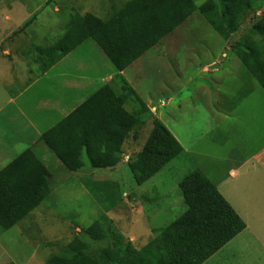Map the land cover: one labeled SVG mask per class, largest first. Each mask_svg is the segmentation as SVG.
<instances>
[{
	"label": "rangeland",
	"instance_id": "1",
	"mask_svg": "<svg viewBox=\"0 0 264 264\" xmlns=\"http://www.w3.org/2000/svg\"><path fill=\"white\" fill-rule=\"evenodd\" d=\"M207 1L194 3L199 8ZM71 17L65 12L64 0H0V70L9 60L23 64L12 70L10 79L0 73V151L14 147L10 153L0 152V172L26 150L34 134L30 125L39 131L51 125L41 121L45 111L41 115L30 112V103L43 95L62 103L69 99V89L47 80L19 98L16 106L8 103L40 75L37 48L56 44L66 34ZM262 18L264 0L235 34L223 37L196 12L174 35L150 50L144 58L152 60V67L141 65L134 77V91L155 110L141 115L122 160L135 159L142 152L158 121L186 154L141 187L128 166L119 170V177L110 179L88 177L98 171L91 167L77 177L65 169L53 170L51 193L43 204L20 225L8 231L0 228V264H45L103 217L111 220L125 244L140 251L157 237L154 230L170 226L185 214L179 184L196 170L215 184L249 226L248 232L205 264H264V165L247 162L264 147V89L238 56L248 44L264 54V37L254 30ZM8 49L24 55L4 56ZM56 72L97 79L114 72V67L89 41ZM127 78L133 82L130 70ZM103 180L115 186L112 200H106L111 196L106 192L98 199L89 188ZM253 231L254 242L249 235Z\"/></svg>",
	"mask_w": 264,
	"mask_h": 264
},
{
	"label": "trees",
	"instance_id": "2",
	"mask_svg": "<svg viewBox=\"0 0 264 264\" xmlns=\"http://www.w3.org/2000/svg\"><path fill=\"white\" fill-rule=\"evenodd\" d=\"M50 2V0H45ZM262 0H208L197 8L194 0H134L108 20L93 15L72 17L66 34L51 47L37 48L41 75L91 40L117 72L131 67L150 49L198 12L223 37L235 34ZM133 7V21L130 11ZM264 37V18L254 27ZM243 66L264 89V54L254 44L241 49ZM127 92V94H126ZM132 97L133 109L126 110ZM150 110L125 81L123 91L107 85L41 137V141L70 173L84 168L87 157L93 169H113L122 161L126 139L143 113ZM185 153L171 132L158 121L142 152L128 167L138 186L157 176ZM52 172L29 149L0 172V228L8 231L24 222L51 193ZM90 185V184H89ZM114 184L93 183L100 199ZM185 214L170 226L154 230L157 237L142 250L125 244L107 217L95 222L45 264H205L247 226L205 174L196 170L179 184ZM104 200V201H106ZM111 209H108V211ZM102 246H99L101 245Z\"/></svg>",
	"mask_w": 264,
	"mask_h": 264
},
{
	"label": "crops",
	"instance_id": "3",
	"mask_svg": "<svg viewBox=\"0 0 264 264\" xmlns=\"http://www.w3.org/2000/svg\"><path fill=\"white\" fill-rule=\"evenodd\" d=\"M58 1H61V0H58ZM64 1H65V12L68 15L70 14L72 17H85L86 15L90 14V15H93V16L99 18V19L108 20V19H111L112 17H115L118 14H120L128 5H132L134 0H64ZM55 11H56V13H59L60 8L55 7ZM195 14H196V12L186 22H184L183 25H181L179 28H177L171 34L174 35L178 30H180L184 25H186V23L190 19H193V16ZM72 17H71V19H72ZM130 19L133 21V7H132V11H130ZM7 21H11V19L8 18ZM170 35L167 36L166 38H164L160 43H158L156 46H154L150 50L158 48L166 39H168V37H170ZM89 41H91V40L84 42L80 47H82L84 45H88ZM97 47L99 48L98 45H97ZM79 48H77V49H79ZM75 51H73L71 54L66 56L63 60H61L58 64H56L54 67H52L44 75L40 74V75L32 78L31 81L26 85L24 90H22L20 95H18L17 97L11 98L8 102L10 106L11 105L16 106V102L18 101L19 98H22L25 94H27V92L31 91L33 89V87H35L38 84H40L41 82L47 81V80L53 82L54 85L57 84L56 87H60L61 89H65V88L69 89L70 96H69V99H67V102H65V103H62L61 101H53L49 97H46L43 95V96L39 97L36 102H32V103H30L31 105H29V110L32 113H36V114L41 115L45 111V113H47V114H44L42 117H40L41 121L43 120L46 123H48L50 121L51 125L47 126L42 131H39L37 129H34L33 125L29 124L30 125L29 129H31V131H33L34 134L31 135L29 142L26 143V145H25L26 150L25 151H27L29 149L34 150V152L41 159V161L45 164V166L52 172V175H53L52 180L54 178L53 170H62L64 168H63L62 163L58 160V158L41 141V137L45 133H47L48 131L53 129L55 126H57L59 123H61L68 116H70L74 111H76L86 101H88L94 94H96L101 88L109 85V86L113 87L117 92L121 93L123 91L124 81H125L132 89H135L134 88V81H135L134 77L136 76L139 69H141V65L144 64L146 67V64L149 63V67H152V63H153L151 59L146 61L144 58L149 53V51H148L143 57H141L138 61H136L131 67H129L124 72L119 73L114 68V72L108 73V74H106L100 78H97V79H91L87 76H83L80 74L79 75L78 74L77 75H75V74L69 75V74H64V72H56V71L60 70V67L63 65V63L68 61V59L75 53ZM3 55L8 56V57L19 58L20 56H22L24 54H23V51L12 52L8 49L5 52H3ZM143 58H144V61H143ZM16 63H18V64H16ZM4 64H5V66L2 67V69L0 70V73L3 72L5 78L8 77V79H10V77L12 76L10 74L12 72V70H14L15 68L16 69L19 68L20 65H23V64H21V62L19 60H17V61H15V60L10 61L9 60V62H4ZM81 67L82 66H79V70L81 69ZM209 68H213V67H209ZM129 70L131 72H133V82L127 78V73L129 72ZM96 82H98L99 85ZM126 94H127V92H126ZM132 109H133V103H132V97H131V99H129L128 105L126 106V110L131 112ZM148 109L151 111L155 110V109H152L149 107H148ZM2 112L3 111H0V114ZM17 113L20 114L23 118H25V117L28 118L27 115L22 114V112L20 110H17ZM0 123H1V118H0ZM0 128H1V124H0ZM26 128H28V127H26ZM29 129H27L26 132H30ZM21 131H22V129H21ZM28 134H30V133H28ZM25 135H26V137H29L27 134H25ZM132 135H133V131H131V133L129 134L128 138L126 139V141L124 143V146L122 149L123 153L125 151V148L127 147L128 141L132 137ZM41 143H42V145H41ZM43 144H44V146H43ZM13 148L14 147L11 145L8 149H2L0 152L9 151V153H10L13 150ZM185 154H186V151H185L184 155ZM130 159H131L130 157L125 158L124 160L121 161V163L117 167H115L113 169H102V170H98L96 172H92L88 175V177H94L96 175L98 176V178H102V179H110V178L119 177V175H118L119 170L121 171L124 168H126L129 164ZM255 161L258 162L257 163L258 167L260 166L262 168V166L264 165V147L261 148L256 153H253L247 162H255ZM85 162L88 163V166L85 164ZM89 167H91L90 163H89L87 157H85L84 168L77 173H73L75 175H72V174L71 175L73 177H77L78 175L83 173L85 169H87ZM93 170H97V169H93ZM52 180H51V182H52ZM98 182H108V181L103 180V181H97V183ZM246 226H247V229L245 230V232H248L249 226L247 224H246ZM246 234L247 233H245L244 235H246ZM249 235L251 236V238L254 242V240H256V238H255L256 234L254 233V231L249 232ZM242 236H243V234H241L239 237H242ZM239 237H237L234 241H237V239H239ZM241 241H243V240H241Z\"/></svg>",
	"mask_w": 264,
	"mask_h": 264
}]
</instances>
